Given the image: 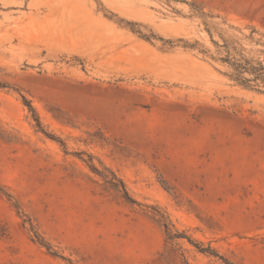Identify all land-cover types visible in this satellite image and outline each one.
I'll list each match as a JSON object with an SVG mask.
<instances>
[{"label": "rangeland", "instance_id": "rangeland-1", "mask_svg": "<svg viewBox=\"0 0 264 264\" xmlns=\"http://www.w3.org/2000/svg\"><path fill=\"white\" fill-rule=\"evenodd\" d=\"M227 51L264 64V0H0V264H264V86Z\"/></svg>", "mask_w": 264, "mask_h": 264}, {"label": "trees", "instance_id": "trees-1", "mask_svg": "<svg viewBox=\"0 0 264 264\" xmlns=\"http://www.w3.org/2000/svg\"><path fill=\"white\" fill-rule=\"evenodd\" d=\"M227 53H228L227 57L223 60L226 61L228 65L232 68L231 77L233 78V80L244 86H249L248 83L250 81L256 82V85L260 82L264 86V64L261 61L253 62L251 59H247L243 57L240 58H235L233 56L229 57L230 54L228 51ZM27 106L31 111H34L29 103L27 104ZM36 124L40 128V123L38 120H36ZM90 168L93 172L102 175L106 179V181L112 186L114 187L121 186L125 197H128L122 181L119 178H117L115 174H113L112 172H110L111 176L102 174V172L98 170L93 164H90ZM0 191H2L1 188ZM179 236L180 234H169L170 239ZM33 237L39 244L44 245L52 255H57V253L51 250L49 244H47L37 232H34ZM199 250L204 253L218 256V254H216V252H214L211 248H199ZM218 257L221 258L225 264H232L226 258H223L221 256Z\"/></svg>", "mask_w": 264, "mask_h": 264}]
</instances>
